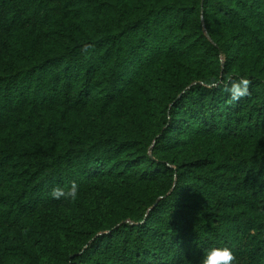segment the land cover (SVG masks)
<instances>
[{"label": "trees", "instance_id": "trees-1", "mask_svg": "<svg viewBox=\"0 0 264 264\" xmlns=\"http://www.w3.org/2000/svg\"><path fill=\"white\" fill-rule=\"evenodd\" d=\"M210 247L264 264V0H0V264Z\"/></svg>", "mask_w": 264, "mask_h": 264}, {"label": "clouds", "instance_id": "clouds-1", "mask_svg": "<svg viewBox=\"0 0 264 264\" xmlns=\"http://www.w3.org/2000/svg\"><path fill=\"white\" fill-rule=\"evenodd\" d=\"M249 83V79L240 76L238 79L230 80L225 90L230 94L232 100H239L248 95ZM49 195L53 199L75 200L78 196V185L73 181L67 191L56 187L51 190ZM200 264H236V257L230 247H210L204 251Z\"/></svg>", "mask_w": 264, "mask_h": 264}]
</instances>
